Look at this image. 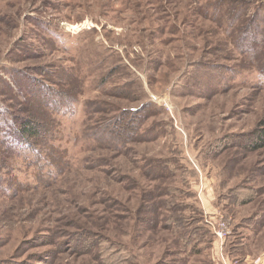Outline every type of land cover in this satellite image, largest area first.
I'll return each mask as SVG.
<instances>
[{
    "label": "rangeland",
    "instance_id": "1",
    "mask_svg": "<svg viewBox=\"0 0 264 264\" xmlns=\"http://www.w3.org/2000/svg\"><path fill=\"white\" fill-rule=\"evenodd\" d=\"M259 49L264 0H0V264H221L216 214L264 258ZM43 86L56 140L10 142Z\"/></svg>",
    "mask_w": 264,
    "mask_h": 264
},
{
    "label": "trees",
    "instance_id": "2",
    "mask_svg": "<svg viewBox=\"0 0 264 264\" xmlns=\"http://www.w3.org/2000/svg\"><path fill=\"white\" fill-rule=\"evenodd\" d=\"M219 7V6H217ZM225 16H228V14H226ZM236 18V16H235ZM234 18V19H235ZM239 18V17H238ZM236 19V22H240V25L242 24L241 19ZM229 20V18H226ZM230 21V20H229ZM230 24V23H229ZM239 25V26H240ZM226 27L228 28L229 25L227 24ZM258 30V27L255 26V31ZM256 51V50H255ZM254 51L253 54V64L257 63L256 60H260L259 58V54L263 53L262 51H264L263 49H259L257 50V52ZM259 58V59H258ZM264 61V59H262ZM250 66H244L242 69H238L239 72H243V71H248V70H255V72L262 78L259 79L258 81L260 83L264 82V71L263 69L259 66H252V64L250 62H248ZM261 87L264 88V86L260 85ZM47 88L45 86H43L42 91L39 90H35L38 92V94L36 95H32L33 99H32V104L31 105L33 108L29 110V115H32L34 119L31 118H23V117H19V116H14V119L16 120V130L11 134L12 138L9 139L10 142H16L19 145H26L25 143L29 144V140H34L35 142H37L36 140H45L50 142V141H55L56 138H54V133H50L48 132L50 130L49 125L47 124L48 119L45 116V114L42 113V109L40 106H46L48 109H50L49 111V116H50V120L53 118V115L58 111V108H56V103H58L57 101H51L48 97V93H47ZM28 91L29 96L30 95V91ZM24 99H25V105H28V103L30 102V98H27L25 95H23ZM61 102H59L58 104H60ZM41 109V110H40ZM31 117V116H30ZM52 117V118H51ZM53 120V119H52ZM51 120V122H52ZM43 123V124H42ZM49 128V130H48ZM52 128V126H51ZM52 132H54L53 130H51ZM56 131V129H55ZM255 136L252 140H250L249 144L247 145L248 148H257L259 146H264V129L260 130V131H254ZM252 136V134H251ZM45 137V138H42ZM8 146H10L9 142L7 141ZM30 149L32 148V146L29 144L28 146ZM196 241L195 239H193V242ZM211 239L206 238L205 242L207 244H212L210 243ZM186 242V241H185ZM185 246V243H184ZM184 246H181L184 248ZM189 246L186 247V249H188ZM192 250V249H191ZM189 250V251H191ZM187 251V252H189Z\"/></svg>",
    "mask_w": 264,
    "mask_h": 264
},
{
    "label": "built area",
    "instance_id": "3",
    "mask_svg": "<svg viewBox=\"0 0 264 264\" xmlns=\"http://www.w3.org/2000/svg\"><path fill=\"white\" fill-rule=\"evenodd\" d=\"M205 223L207 227L212 231L214 235V240L217 242L218 247V258L220 259L222 264H236L237 262H230L226 257L225 253L222 250L223 244L227 239L228 235L231 233V219L229 217H225L223 215H209L205 219ZM251 264H264V258L259 256Z\"/></svg>",
    "mask_w": 264,
    "mask_h": 264
},
{
    "label": "crops",
    "instance_id": "4",
    "mask_svg": "<svg viewBox=\"0 0 264 264\" xmlns=\"http://www.w3.org/2000/svg\"><path fill=\"white\" fill-rule=\"evenodd\" d=\"M215 247H216V242H215V240H213V243H212ZM225 244H226V240H225ZM225 253H226V251H225ZM226 255V257L228 258V255H227V253L225 254ZM222 264V263H221Z\"/></svg>",
    "mask_w": 264,
    "mask_h": 264
}]
</instances>
